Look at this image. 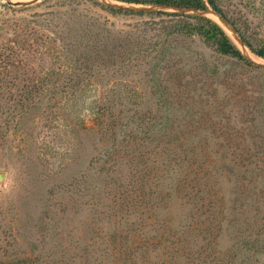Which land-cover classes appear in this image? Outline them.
Here are the masks:
<instances>
[{
    "label": "rangeland",
    "instance_id": "rangeland-1",
    "mask_svg": "<svg viewBox=\"0 0 264 264\" xmlns=\"http://www.w3.org/2000/svg\"><path fill=\"white\" fill-rule=\"evenodd\" d=\"M56 2L0 0V50L16 22L46 26L49 18L62 14L66 22L79 12L110 32L148 39L172 16L106 6L185 11L122 0H66L58 11ZM221 7L223 16L202 14L253 65L188 37L173 41L164 60L149 51L123 55V62L87 72L74 90L76 71L65 57L27 56L15 68L0 62V264H125L90 245L99 227L111 240L118 234L111 249L155 242L149 254L133 251L142 261L154 253V264H264V58L244 43L264 49V0H221ZM49 98L55 110L44 113ZM101 104L128 132L137 123L147 129L136 133L144 141L136 144L138 162L128 146L134 134L117 132L116 141L126 139L121 149L107 140L112 134L90 132ZM125 147L128 166L119 183L110 161ZM230 205L237 224L227 223Z\"/></svg>",
    "mask_w": 264,
    "mask_h": 264
},
{
    "label": "trees",
    "instance_id": "trees-1",
    "mask_svg": "<svg viewBox=\"0 0 264 264\" xmlns=\"http://www.w3.org/2000/svg\"><path fill=\"white\" fill-rule=\"evenodd\" d=\"M56 1L57 2L55 3V7L58 9V11L62 10L61 8L67 5V3L65 2L66 0ZM122 1H126L129 3H145L159 7L183 9L185 11L168 13V11H149L137 10L123 6L117 7L118 5L113 4H109L106 6L108 9H116L118 12L124 11L128 13L132 12L149 14L160 12L165 15H171L172 18H170L166 24H163V26L158 30V33H155L156 37L153 36L148 39L147 37L139 39V37H136L129 33L121 34L110 32L109 30L105 29L103 23L99 22L98 20L93 22L85 15H81L79 12L77 14L75 12L72 14L69 13V15L67 16L68 21L66 22H61V19L64 16L62 14H60L58 18H49L46 20V23L51 22V24H47L46 26L38 21H27L29 26L23 28L21 23L19 25L18 22H16L15 26L11 24V40L6 39L3 42L4 46L2 50H0V62H11V68H15L17 65H22V63L25 61V57L27 56L33 57L34 55H38L43 60L51 59L58 61H60L59 59L65 57L68 62L71 63L74 71H76L73 72L75 74L70 75V81L74 84L69 86L72 90H74L75 87H78L80 85L87 72H100L101 69L108 68L115 60H117V62H123L125 60V58H121L123 57V55H128V57H132L135 55L141 56V52L149 51L153 56L152 59L154 57H157L160 58V60H164L165 56H167L169 50L168 48L171 46L173 41L176 42L177 38L179 39V37H188L191 39L198 38L201 43L222 56L232 58L238 62L250 66L253 65V62L243 54L241 49L226 33L224 28L214 19L202 14L208 9L209 6L213 11L223 16L221 0ZM31 22H33L34 24H31ZM2 28L3 26L0 23V29ZM244 43L247 44V46H249L257 55L264 58V49H254L250 44L246 43V41ZM17 58L19 59L18 61H16ZM206 66L211 70L216 69V67H212L209 64ZM79 71L82 72L78 73ZM194 85L196 86V82ZM39 97L40 95H38L37 93L35 95V99L37 100V98ZM49 100L51 102L46 104V106L44 107V110L42 111L44 113H47L48 109H51L53 111L55 110V105L53 104L54 98H49ZM33 102L35 101L33 100L29 105H32ZM24 113L26 112L23 109L22 115ZM93 114L95 115L94 121L96 122V124L94 122V124L90 126V132L94 131V133H101V138H103L104 136L106 137L108 133L112 134V138L106 139L111 140L113 146L117 143V145L122 149V145H125L122 143H125L126 139L122 141L118 138V141H116L118 135L117 132H128L126 130V128L128 127L126 125L125 128H123V125H119L117 123V121H119L117 117H119L120 115L116 117L114 111H112L110 106H107L106 104H101L96 109L94 108ZM67 117L70 118L71 116L67 115ZM133 129H130L128 133L130 135L134 134L135 137L131 138V143H129L128 146L132 147L131 152L133 154V157H137L136 162H138V157L141 156V153L138 152L136 144L142 145L143 139H137V142L136 133H147V129H144V127L141 128L138 123L137 127ZM148 152H150V150L144 152V154ZM122 153V157L115 159L113 155V159L110 161L113 163L112 167H115V171H112V174L117 182H119V180L123 178V174H121L122 168L124 166H128V161L126 160V158L129 154V151H127L126 147L122 151ZM114 160H117L115 165ZM212 169L217 172V169H219V167L217 168V166L214 165ZM60 173L61 172L58 171L57 175H60ZM74 185L75 183L73 181H68L67 183L68 188L74 187ZM61 187L59 186L60 190ZM234 193L235 192H233L232 194ZM122 196L123 194L119 193V200ZM117 202L120 203V201L118 200ZM234 209L235 208L233 207V205H230V210L228 212L229 217L227 218V223L229 224H235L239 220V218H235ZM95 232L96 235L91 238L92 243H90L93 249L95 247L94 250L96 251L106 248L105 250L109 252L108 254L120 255V257H117L116 259H122L121 263L136 264L138 258L136 257L135 253L149 254L156 248L155 242L147 238H142V241L139 243H135L134 246L131 245L130 242L125 246L121 245L119 247L120 249H117L116 247L111 249V246L113 244L110 243L111 241L116 242L118 234H116L113 240H111L110 238L104 237V235H102L103 233H106L105 227H99ZM121 236L122 234H120V237ZM123 237H126V240H128V235H124ZM101 245H105L104 248H100ZM133 251H135V253H133ZM97 254L99 255V253ZM154 256L155 255L153 253L152 255H149V259H146V261L140 260L141 257H139L138 260L143 264H154ZM109 258L111 257L109 256ZM111 259L114 261V258ZM105 261V264L111 262L110 259H105ZM85 262V264H99V262L94 263L93 261ZM100 264L104 263L101 262Z\"/></svg>",
    "mask_w": 264,
    "mask_h": 264
},
{
    "label": "water",
    "instance_id": "water-1",
    "mask_svg": "<svg viewBox=\"0 0 264 264\" xmlns=\"http://www.w3.org/2000/svg\"><path fill=\"white\" fill-rule=\"evenodd\" d=\"M10 5H13V6H24V5H31V4H34V3H37L41 0H30V1H22V0H6ZM205 12H214L215 14H218L217 12L213 11L211 9V7L208 6V9L205 11ZM220 15V14H218ZM222 16V15H221ZM2 177H3V174L0 173V181L2 180Z\"/></svg>",
    "mask_w": 264,
    "mask_h": 264
}]
</instances>
